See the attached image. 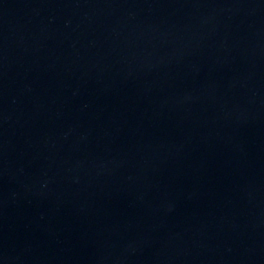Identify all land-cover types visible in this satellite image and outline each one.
<instances>
[{"label":"water","instance_id":"water-1","mask_svg":"<svg viewBox=\"0 0 264 264\" xmlns=\"http://www.w3.org/2000/svg\"><path fill=\"white\" fill-rule=\"evenodd\" d=\"M0 264H264V0H0Z\"/></svg>","mask_w":264,"mask_h":264}]
</instances>
